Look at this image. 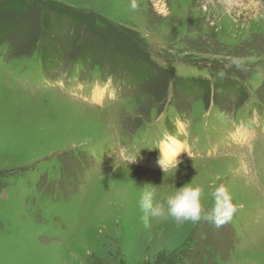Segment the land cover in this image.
<instances>
[{
    "label": "rangeland",
    "instance_id": "rangeland-1",
    "mask_svg": "<svg viewBox=\"0 0 264 264\" xmlns=\"http://www.w3.org/2000/svg\"><path fill=\"white\" fill-rule=\"evenodd\" d=\"M131 2L0 0V264H264V0ZM189 183L232 220L145 229Z\"/></svg>",
    "mask_w": 264,
    "mask_h": 264
},
{
    "label": "clouds",
    "instance_id": "clouds-1",
    "mask_svg": "<svg viewBox=\"0 0 264 264\" xmlns=\"http://www.w3.org/2000/svg\"><path fill=\"white\" fill-rule=\"evenodd\" d=\"M130 7L132 10L138 8L136 0H132ZM123 159L126 163L135 161V157L131 156H124ZM204 195L205 188L202 185L194 186L189 183L161 201L156 198V188L145 185L138 201L139 210L142 213L140 220L145 229L151 228L154 219L169 217L177 225L207 221L220 227L230 222L238 211V205L232 202V196L224 185L216 187L211 193L213 207L210 210L202 202Z\"/></svg>",
    "mask_w": 264,
    "mask_h": 264
},
{
    "label": "bare ground",
    "instance_id": "bare-ground-1",
    "mask_svg": "<svg viewBox=\"0 0 264 264\" xmlns=\"http://www.w3.org/2000/svg\"><path fill=\"white\" fill-rule=\"evenodd\" d=\"M99 92L104 93V91L97 90V92L95 93L96 97H97V95L100 96ZM97 100H100V99H97ZM95 101H96V99H95ZM239 130L240 129H238V131ZM238 131L236 133L237 136L242 138L244 135L241 132L238 133ZM164 137H166V136H164ZM170 138H173V137H170ZM245 141H247V139H245ZM167 142H169V140H167ZM172 142L173 143L170 145L166 144L165 142L161 143V145H160L161 162L165 163L164 167H167L168 163H169V166L174 164L178 159H180L186 153V148L184 147L183 143L180 140H179V142L181 143V145H180V143H178L174 140H172ZM178 148L181 149L180 157L175 158L177 155H179V154H177Z\"/></svg>",
    "mask_w": 264,
    "mask_h": 264
},
{
    "label": "trees",
    "instance_id": "trees-1",
    "mask_svg": "<svg viewBox=\"0 0 264 264\" xmlns=\"http://www.w3.org/2000/svg\"><path fill=\"white\" fill-rule=\"evenodd\" d=\"M47 22H48V21H47ZM46 26L48 27L49 25H48V24H46ZM2 29H3V28H2ZM2 29H1V30H2Z\"/></svg>",
    "mask_w": 264,
    "mask_h": 264
}]
</instances>
